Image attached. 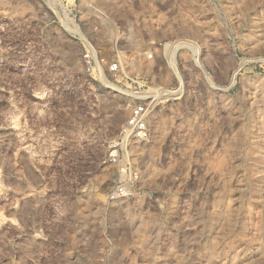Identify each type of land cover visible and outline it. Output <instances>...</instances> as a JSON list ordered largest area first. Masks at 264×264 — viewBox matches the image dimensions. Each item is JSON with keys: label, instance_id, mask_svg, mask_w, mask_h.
<instances>
[{"label": "rangeland", "instance_id": "rangeland-1", "mask_svg": "<svg viewBox=\"0 0 264 264\" xmlns=\"http://www.w3.org/2000/svg\"><path fill=\"white\" fill-rule=\"evenodd\" d=\"M63 3L0 0V264H264V0Z\"/></svg>", "mask_w": 264, "mask_h": 264}, {"label": "built area", "instance_id": "built-area-1", "mask_svg": "<svg viewBox=\"0 0 264 264\" xmlns=\"http://www.w3.org/2000/svg\"><path fill=\"white\" fill-rule=\"evenodd\" d=\"M85 57L88 61L94 60L98 55L97 49L88 42V45L85 48ZM175 75L178 77L181 76L178 65L171 66ZM110 70L112 72H119L120 65L117 62H114L110 65ZM169 91L170 94H167ZM185 94L183 85L172 89H165L163 87L150 89L146 84H141L138 90L131 92L129 94L131 99V105L129 110V115L126 119V122L123 124L120 130V137L123 141H138L145 142L148 141L151 137V119L155 113V110L163 101L162 98L165 96H172L175 99L181 98ZM168 99V98H167ZM124 150H122V153ZM121 151L114 150L112 153L113 161H117L118 155ZM125 169L129 173V179L123 182H119L115 185L109 192V198L113 200H118L123 197H130L133 195L135 190V185L130 179L131 177H137L138 172L132 162L128 161L125 163Z\"/></svg>", "mask_w": 264, "mask_h": 264}, {"label": "bare ground", "instance_id": "bare-ground-1", "mask_svg": "<svg viewBox=\"0 0 264 264\" xmlns=\"http://www.w3.org/2000/svg\"><path fill=\"white\" fill-rule=\"evenodd\" d=\"M53 1H55V3H57L59 6H61L62 7V9H64V10H66V5L63 3V0H53ZM68 9V8H67ZM68 12V11H67ZM68 14V13H67ZM75 27H74V31L75 32H77V33H79V34H81L82 35V33H81V30H80V28H79V26H76V25H74ZM182 44H186L187 42H181ZM173 55V57H172V59H173V62H175L176 61V59H175V52L172 54ZM109 87L110 88H112V89H114V90H119V88L118 87H116V86H113V85H109ZM167 94H170L169 93V91L167 92ZM120 117V115H117V121H118V118ZM152 119H153V117H152ZM152 119H151V122H152ZM153 123V122H152ZM151 123V124H152ZM168 123V122H167ZM166 124V123H165ZM167 125L168 124H166V127H167ZM168 130V129H167ZM152 137V136H151ZM151 139V138H150ZM118 203H119V205H121V204H123V201H122V199H119L118 200ZM122 206H124V205H122ZM126 209V208H125Z\"/></svg>", "mask_w": 264, "mask_h": 264}]
</instances>
